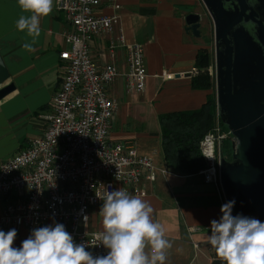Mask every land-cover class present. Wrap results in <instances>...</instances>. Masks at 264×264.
<instances>
[{"label": "crops", "instance_id": "0c3cea01", "mask_svg": "<svg viewBox=\"0 0 264 264\" xmlns=\"http://www.w3.org/2000/svg\"><path fill=\"white\" fill-rule=\"evenodd\" d=\"M111 5H117V11ZM192 13L197 14L199 23L205 19L199 0H101L95 14H115L116 24L109 34L91 39L87 46L95 65L106 63L118 70L106 89L117 107L108 130L109 142H131L138 156L150 158L155 170L151 184H140V198L150 202L153 219L163 226L165 238L172 242L166 264H211L216 253L206 236L211 235L210 222L222 215L214 187L200 183L198 175H179L160 158L156 116L195 111L209 95L189 88L194 77L193 58L200 47L196 38L184 32L182 18ZM21 15L28 13L23 12L18 0H0V60L8 75L0 88L8 84L13 87L0 101L1 163L15 154L21 144L41 135V116L50 110L48 104L58 86V52L67 50L63 36L69 29L54 9L41 18L38 37L17 28ZM119 38L122 45L109 59L105 47ZM25 43L32 44L35 50L24 49ZM132 43H140L143 49L146 80L141 95L123 90L124 47ZM184 73H189L190 78L182 77ZM174 74L181 77L175 79ZM167 76L170 78L166 80ZM4 203L0 196V212ZM102 204L89 210L88 223L83 227L87 232L103 230L99 215ZM54 224L50 220L37 228ZM26 238L24 230H17L13 246L20 247Z\"/></svg>", "mask_w": 264, "mask_h": 264}, {"label": "built area", "instance_id": "2783aa9c", "mask_svg": "<svg viewBox=\"0 0 264 264\" xmlns=\"http://www.w3.org/2000/svg\"><path fill=\"white\" fill-rule=\"evenodd\" d=\"M100 3L54 0V12L69 30L63 36L67 50L58 52V86L48 104L50 110L41 116L44 129L38 138L21 144L15 154L0 162V196L5 200L0 227L21 229L29 236L51 220L63 224L74 243L85 244L94 257L107 255L108 250L98 244L99 232L83 228L89 210L103 203L107 191L124 188L141 197L140 184H151L155 174L150 158L138 156L131 142H109L108 130L117 107L106 89L118 70L106 63L95 65L87 46L91 39L109 34L117 17L96 15ZM111 8L117 11L118 6ZM120 45V38L106 45L109 59ZM124 50L123 90L141 95L146 80L142 46L132 43ZM214 116L210 131L197 142L204 163L197 175L200 183L214 187L221 208L217 152L223 141L232 147L234 141L215 112ZM210 263L221 261L216 256Z\"/></svg>", "mask_w": 264, "mask_h": 264}, {"label": "water", "instance_id": "95a60500", "mask_svg": "<svg viewBox=\"0 0 264 264\" xmlns=\"http://www.w3.org/2000/svg\"><path fill=\"white\" fill-rule=\"evenodd\" d=\"M212 24L215 115L234 141L229 159L217 152L218 183L233 216L264 221V0H199ZM198 38L197 14L183 16ZM0 60V86L7 72ZM190 78L189 73L181 74ZM181 76L173 75L179 79ZM13 87L0 88V101Z\"/></svg>", "mask_w": 264, "mask_h": 264}, {"label": "clouds", "instance_id": "9594fccd", "mask_svg": "<svg viewBox=\"0 0 264 264\" xmlns=\"http://www.w3.org/2000/svg\"><path fill=\"white\" fill-rule=\"evenodd\" d=\"M23 12L17 21L20 31L32 37L41 32V18L53 11V0H18ZM23 48L31 52L32 44ZM235 201L224 203L219 220L210 222L208 244L221 264H264V222L241 214L233 216ZM150 202L124 188L107 191L99 215L103 230L96 234L107 255L93 256L86 245L74 243L65 226L34 228L14 247L15 228L0 230V264H166L172 242L163 226L153 219ZM97 245V244H96Z\"/></svg>", "mask_w": 264, "mask_h": 264}, {"label": "trees", "instance_id": "16d2710c", "mask_svg": "<svg viewBox=\"0 0 264 264\" xmlns=\"http://www.w3.org/2000/svg\"><path fill=\"white\" fill-rule=\"evenodd\" d=\"M193 72L189 88L191 90H212L209 78L204 73L208 67L207 54L205 50L199 49L193 58ZM213 92L204 97L201 106L195 111L182 110L171 111L166 114H158L157 130L159 131L158 144L160 158L166 167L178 172L179 175H197L203 168V161L198 155V141L206 135L214 120L215 101ZM232 144L227 140L219 147V154L223 159H229Z\"/></svg>", "mask_w": 264, "mask_h": 264}, {"label": "rangeland", "instance_id": "374dc122", "mask_svg": "<svg viewBox=\"0 0 264 264\" xmlns=\"http://www.w3.org/2000/svg\"><path fill=\"white\" fill-rule=\"evenodd\" d=\"M206 14V13H205ZM206 16V15H205ZM211 28L212 24L210 22V19L205 17L202 23H199V28H197L199 37L196 38L199 41V47L202 50L206 51L207 54V60H208V67L205 70V74L209 78V84L212 88L208 93L213 92L214 95V88H213V69H214V64L212 60V55H213V47H212V41H213V36L211 33ZM193 75L195 76V72H193Z\"/></svg>", "mask_w": 264, "mask_h": 264}]
</instances>
